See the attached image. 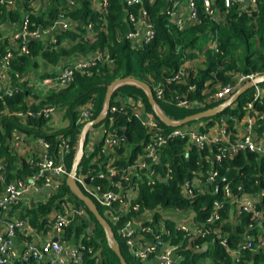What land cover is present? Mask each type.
Returning a JSON list of instances; mask_svg holds the SVG:
<instances>
[{
	"label": "trees",
	"instance_id": "trees-1",
	"mask_svg": "<svg viewBox=\"0 0 264 264\" xmlns=\"http://www.w3.org/2000/svg\"><path fill=\"white\" fill-rule=\"evenodd\" d=\"M32 0H16L20 6L24 7L23 16L26 17L29 29H45L51 25L58 14L62 13L71 21L75 22L76 28L83 25L79 31L83 30L88 23L94 32L93 39L78 37L68 48L58 45L65 36L75 40L76 34L71 31L58 33L55 43L39 42L36 40L26 43L27 52L22 54L13 51L11 59L8 61V74L15 80L12 95L0 97V157L3 160L4 181L24 180L35 169L24 159H17L9 150V139L13 132L22 133L24 136L41 138L49 144V152H55L57 148V137H67L68 151L63 154V163L69 171L74 157L79 131L82 125L76 124L77 107L86 101L91 100V119L101 111L104 103V95L107 85L116 79L123 77H133L145 82L151 89L154 101L159 111L170 121H178L181 118L213 107L221 101H203L205 89L213 92L216 86H224L232 82L236 74L258 75L264 73V0H256V9L251 13L236 11L235 6L223 8L222 0H214V6L224 14L221 20H216L211 16H205L200 7V1H196L198 8V20L195 25L179 28L170 23L164 12L165 0H154L148 3L128 5L124 0H107L106 12L101 14L92 7V0H45L46 6L43 10L34 11L28 7ZM15 5V4H14ZM14 5L7 6L0 4V22L5 18L19 21V14L13 10ZM145 11L146 17L153 29L152 38L134 48L126 35L132 29L129 15L137 16L139 10ZM126 15H125V14ZM214 38L217 51L205 47L209 39ZM6 41H0V56L5 53ZM188 49V52L185 50ZM190 50V52H189ZM192 50L199 52L203 56L201 64L197 67H190L186 70V75L182 81L168 83L166 79L175 73L182 65L184 58L194 55ZM106 54L110 61H97L82 71H74L71 80L67 85L58 91H37L32 92L34 98H39L40 102L27 106L25 98L31 92L26 86V81L18 82L16 77L25 76L29 69L37 68L43 64L41 77L54 76L57 73V65L64 58L72 55L87 56L94 53ZM42 61V62H41ZM63 65V64H62ZM60 65V67L62 66ZM46 67V68H45ZM160 83L163 88L160 98L155 97L153 86ZM188 85H193L192 90H188ZM264 82L258 83V86ZM253 87L241 93L235 102L224 108L220 112L197 120L189 121L184 125L194 127L198 125L200 131H204L206 126L213 120L220 117L226 118V130L231 126V116L240 117L244 110L243 106L252 98ZM131 96L139 99L145 109L151 112L147 103L143 89L133 83H124L113 89L110 97V105L114 103L111 98L115 95ZM185 96L192 102H201V106L192 104L180 106L176 104V97ZM117 104V103H114ZM46 106H50L57 111H63L66 124L57 130H43V124L47 119L40 116H25V122L20 123L13 111L24 113L29 110L35 113ZM6 108L7 112L2 110ZM252 108L264 113V93L258 101H252ZM152 113V112H151ZM153 114V113H152ZM108 118L111 119L110 129L118 138V145L114 146V164L118 167L131 163L140 152L141 143L147 135L146 129L135 119L130 117L126 111H107L102 121L92 124L97 127L106 124ZM90 119V120H91ZM159 125L165 132L170 131L171 126H167L160 121ZM264 123V121H257ZM264 127V124H262ZM232 139V138H231ZM86 139L84 140V144ZM185 139L174 138L167 141L159 156V164L155 169L163 168V164H168L169 178L165 182L155 181L151 185L139 184L136 203L139 210L143 209L156 211L154 217H159L160 210H176L193 213V220L201 229L214 231L217 226L223 232L231 229L229 223L225 221L228 217L227 211L229 199L222 196L221 177L228 181V186L233 197L241 193L250 196H258L256 209L264 211V157L255 151L238 150L231 157L224 156L220 160L210 162V155L217 153L216 145H205L198 149L192 144L184 149ZM83 144V145H84ZM95 151L98 150L95 147ZM207 157V158H206ZM100 160L102 158L100 157ZM15 162V164L13 163ZM97 168V164H88V158L82 154L78 161L76 172L84 169ZM215 170L216 177L208 182L205 172ZM197 172V173H195ZM197 179L201 186H205L204 191H197L192 187L191 196L184 197L180 193L181 185L188 181ZM102 185L105 183L102 182ZM69 195L70 201L80 206L86 218L74 219L69 225L63 228L61 240L72 245L77 240L85 247H91L93 255L84 253L83 264H119L115 254L106 244L103 231L83 205V203L73 195L63 179L58 191L48 197L44 202H34L24 211H21L19 218L23 219L30 228L37 230L46 227L50 220L46 215L52 208L57 209L61 202L59 198ZM96 209L102 215L101 207L90 197ZM213 201L221 204L219 209L220 222L210 225L204 223L209 215ZM12 206V210L16 207ZM171 211V212H172ZM177 213V215L179 214ZM238 225L230 231L227 237V245L236 248L240 241L241 234H252L260 227L264 229V217L252 219L250 213H241L236 216ZM104 218V217H103ZM110 238L118 246L120 253L126 264H140L132 258L121 240L115 232V226L106 222ZM166 226L174 231L171 238L174 242L182 243L179 252L183 256L181 264H199L200 260L207 259L209 264H243V258H250L251 252L240 251L238 257H232L214 238V234L209 232L204 238L194 237L191 247L187 244L190 237L183 238L177 233L172 222H166ZM90 233H84L86 228ZM244 234V235H245ZM82 236V237H81ZM212 240V242H210ZM30 242V241H27ZM256 241H254V244ZM193 245H197L200 250H193ZM255 264H264V256L261 252L253 255ZM12 264H38L32 259H16Z\"/></svg>",
	"mask_w": 264,
	"mask_h": 264
},
{
	"label": "built area",
	"instance_id": "built-area-1",
	"mask_svg": "<svg viewBox=\"0 0 264 264\" xmlns=\"http://www.w3.org/2000/svg\"><path fill=\"white\" fill-rule=\"evenodd\" d=\"M126 4L132 5L142 3L143 0H124ZM154 0H147L152 3ZM197 0H165L166 6L164 12L170 23L177 25L179 28L195 25L198 20ZM202 13L205 16H211L216 20H221L224 16L221 10H217L214 6V0H199ZM16 0H0V4L12 6ZM223 8L231 5L235 6L236 11L251 13L256 9V0H222ZM107 0H93L92 7L95 11L105 14ZM125 14V13H124ZM126 15V14H125ZM132 23L126 35L130 41V45L134 48L144 42L149 41L153 36V29L148 21L145 11L139 10L137 16L129 15ZM29 24L25 16L18 24L11 39L18 42V53H26V43L37 40L40 37H48V43H55V36L58 33L75 30V22L71 21L62 13L58 14L51 25L45 29L34 28L29 29ZM86 29L93 32L91 23H88ZM94 33V32H93ZM4 37L0 36V40ZM217 51L214 38L208 47ZM188 52V49L185 50ZM190 52V50H189ZM94 53L88 58L73 59L65 62L59 67L54 76H45L34 81L35 90L44 92L58 91L64 88L71 80L74 71H82L88 66L95 64L97 61H110L106 54ZM12 53L10 49H6L1 58V68H6L8 61L11 59ZM184 58L183 63L185 62ZM182 63V64H183ZM185 67H180L175 73L166 79L168 83L182 81L186 75ZM252 74H236L233 76L232 82L224 86H218L213 92L209 89L205 90L203 101L210 100L223 101L229 97L233 91L243 82L251 80ZM253 87L252 98L243 106L244 132L236 139H229V133L226 130V124L217 129V134L213 135L211 131H200L197 127L175 126L170 131L165 132L160 128L157 118L149 111L144 109L142 102L131 96L115 95L111 98L114 103L109 105L105 112H113L115 110L130 113V117L135 118L142 125L147 135L141 143L140 152L135 156L134 160L122 167L114 164L115 151L114 146L118 145V138L110 129L111 119L108 118L106 124H100L97 128L100 130V138L97 143L93 141L92 125L86 131L83 145V154L88 158V164H97V168H91L75 172L73 181L82 190V192L90 197L103 209V217L106 222L115 226L116 234L121 238L127 253L139 261L140 264H181L183 260L182 254L179 252L181 242L173 241L171 238L174 231H171L166 222L174 221V230L183 238H204L207 233L214 234V238L232 257H238L240 251H251L254 248L255 238L251 234H246L243 241L239 242L236 248H230L227 245V235L225 233H216L215 230L201 229L193 220V213L188 218V211L179 213L177 210H160L159 217L155 219L156 211L153 209L139 210L136 203L139 184L151 185L153 182H165L169 178L168 164L164 163L163 168L156 170L155 165L159 164V156L167 144V141L174 138L185 139L184 149L189 144L194 145L198 149L205 145H216L217 153L210 155V162L220 160L222 157H231L238 150L255 151L264 157V145L262 142L252 137V129L257 121H264V113L256 111L252 108V101L260 100L264 93V86L255 84ZM193 85H188V90H192ZM155 97L160 98L163 88L160 83L153 86ZM13 90L5 89L0 91V97L3 95H12ZM176 104L180 106L192 104V106H201V102H192L185 96H175ZM91 100L77 107L76 124L83 125L91 119ZM55 109L46 106L35 113L29 110L24 113L13 111L18 118L25 116H40L48 119ZM104 115V117H105ZM103 117V118H104ZM102 121V120H101ZM57 148L55 152H49V144L43 139H38L37 143L41 148V152L26 157V162L35 169L24 180L4 181L3 160L0 158V221L4 223V231L0 233V264H12L14 260L32 259L38 264H83L84 253L93 255L91 247H85L77 240L72 245L61 240L63 228L77 217L78 219L86 218L83 209L80 206L68 210L67 206H62L52 214L50 218L51 229L55 234V238L48 239L39 247L34 246L31 242L24 241L23 247L19 251L13 244V236L17 229H27V223L20 218L14 217L12 214V206L26 207L30 201V197L37 195L38 184L46 188L48 196L58 191L63 179L68 171L63 163V154L68 151L67 137H57ZM98 150L95 151V147ZM100 157L102 160H100ZM213 157V158H212ZM207 158V157H206ZM197 173V172H195ZM208 182L213 181L216 177V171L211 169L205 172ZM86 180V181H85ZM197 179H194V181ZM194 181L184 182L181 185L180 193L187 197L191 196L192 187L197 191H204L205 186H198ZM198 181V180H197ZM222 184V196L229 199V203L234 206L236 214L243 212L250 213L252 219L264 217V211L256 209L258 196H245L241 193L237 197L231 195L228 181L224 177L220 178ZM105 184L102 185L101 183ZM220 202L213 201L212 209L205 218L204 223L212 225L220 222L219 209ZM172 211V212H171ZM177 213H179L177 215ZM142 216V217H140ZM25 233V232H24ZM29 231L25 234H28ZM84 233L89 234L90 229L87 227ZM82 237V236H81ZM212 242V240H210ZM197 248V245H195Z\"/></svg>",
	"mask_w": 264,
	"mask_h": 264
},
{
	"label": "crops",
	"instance_id": "crops-1",
	"mask_svg": "<svg viewBox=\"0 0 264 264\" xmlns=\"http://www.w3.org/2000/svg\"><path fill=\"white\" fill-rule=\"evenodd\" d=\"M14 6L15 7L13 10H15L19 14V18H22L23 14L25 12L24 7H22V5L20 6V4H18V2H16ZM45 6H46L45 0H32L30 3H28V7H30L34 11L43 10ZM18 22L19 21L8 19V18H5L2 22H0V36L4 37L0 41H6L7 45L4 48L5 50L7 48L11 49L13 51L18 50V42L11 39V34L14 33L15 29L17 28ZM80 29H83V25L82 26L79 25L78 28H76V24H75V30L71 31L72 33L76 34L75 40H72L71 38L65 36L58 43V45L61 47H64V48H68L70 46V44H72L73 41L78 40V37H85V38H88L89 40L93 39L94 33L89 32L86 29V26L83 30L84 31L83 34H81V32L79 31ZM67 32H69V31H67ZM64 33H66V32H64ZM36 41H39L40 43L46 42V41L48 42V37L43 36V37L38 38ZM211 41H212V39H209L206 42L205 47H207V48L210 47ZM192 52L194 53V55H192L191 57L187 56L185 62L181 65V67H185L186 70L189 69L190 67L195 68V67L199 66L203 60V56L201 54H199V52H197L195 50H192ZM90 56H91V54L87 55V56H81V55L76 54V55L70 56V58H68V57L64 58L61 60L64 62L61 63V61H60V63L57 65V70L59 69L60 65L64 64L68 60L70 61L73 59H84V58H88ZM1 58H2V56H0V64H1ZM43 64L39 65L37 68L29 69L25 76L23 75V76H20L18 78L16 77V81H18V82L26 81L27 88L31 90V92L28 93V95L25 98V102H26L27 106L32 105V104H37L38 102H40L39 98H34L32 96V92L39 91V90H35L34 81H37L39 78H41V74H42V71L44 69ZM196 64H198V65H196ZM6 70H7L6 68L0 67V91H4L5 89H11L14 91L13 85L15 83V80H14L15 78L13 79L8 74V72H6ZM216 87H218V86H216ZM205 90H207V89H205ZM144 109H145V107H144ZM2 112L6 113L7 109L4 108L2 110ZM63 115H64L63 111L55 110L54 113L51 114L50 117L47 119V121L43 124L42 129L43 130L60 129L61 127H63L66 124V121H67V119L64 118ZM17 119L20 121V123L25 122V118H17ZM230 119H231V126H230L229 131H227V132L229 133L228 138L231 140V138L236 139V138H239L243 134V132H244V119H243V114L240 117L231 116ZM225 120H226V118L220 117L218 120L211 121L212 123H210L206 126V130L211 131L213 133V135H216L217 129H219V127L222 125V122L225 123ZM262 124H264V123L257 122L255 124V126L252 129V137L254 139L258 140L259 142H262L264 145V127H262ZM194 127H198V125L197 126L194 125ZM93 128L94 129H92V131H91L93 134V141L95 143H97L99 141V138H100V130L97 127H93ZM38 139L39 138H35L32 136L26 137L22 133L13 132L12 135L10 136V139H9V150H10L11 154L14 157H16L17 159L22 158L26 161V157L41 152V148L39 147V145L37 143ZM13 163L15 164V162H13ZM194 182L196 183V185L201 186L197 180H195ZM1 188H2V186L0 185V189ZM50 196H48L46 188H44L41 185V183H39L38 189H37V195H33L32 197H30V201L28 202L26 207L16 206L12 210V214L14 215V217L19 218L20 212L24 211L29 206H32L35 201L36 202H44ZM245 196H250V195L245 194ZM68 198H70V197H69V195L67 196V194L64 195L62 198H59V200L61 202H58V203L56 202V205L59 204V207L57 209L52 208L51 211L48 213V215H46V218L48 220H50L52 214L55 213V211H57L59 208L64 210L62 208V206H64V205L67 206L68 210H71V209L73 210L74 207H76V205L72 204V202ZM31 203H32V205H31ZM191 214H192L191 212H188V218L191 216ZM227 214H228V217L225 221H227L229 223V226L231 227V229H227V230L222 232L220 230V226H217L214 230L216 233H218V232L219 233H225L227 236H229L230 231L232 229H234L236 225H238L239 220L236 217L237 214L235 212L234 206L231 204H229V206H228ZM140 217H142V216H140ZM171 222L173 223L174 221L172 220ZM46 224H48V225L46 227H44L45 230L43 228L34 230V229L30 228L28 226V224L26 226L27 229H25V228H23L22 230L17 229L14 233V236H13V244H14L15 248L17 249V251H19L21 249V247H23L24 241H30L31 244L39 247L42 243H44L48 239L55 238V234L51 229V223L46 222ZM3 231H4V223L2 221H0V233H3ZM28 231H29V233L25 234ZM244 234H241L240 241L244 240L245 235H246V234L245 235ZM251 235L255 238L256 243L254 244L253 250L250 251L251 257L248 259L247 258L242 259L243 264H255L254 259H253V255H255L256 252H258V251L261 252L264 256V229L262 227H260L258 231H255L254 233L252 232ZM192 240L193 239H189L187 247L188 246L191 247L190 244H191ZM203 247H204V245H202V248H200V249H203ZM200 249L195 248V245H193V250L196 251V250H200ZM199 264H209V260L204 258V259L200 260Z\"/></svg>",
	"mask_w": 264,
	"mask_h": 264
},
{
	"label": "water",
	"instance_id": "water-1",
	"mask_svg": "<svg viewBox=\"0 0 264 264\" xmlns=\"http://www.w3.org/2000/svg\"><path fill=\"white\" fill-rule=\"evenodd\" d=\"M62 62H64V61H61V63ZM260 82H264V73L255 75L251 80L249 79V80L243 82L239 87H237L234 90V92L229 97H227L225 100L221 101L217 105L210 107V108H207L205 110L187 115L178 121L168 120L159 111V109H158V107L154 101L151 89L145 82L140 81L138 79H135L133 77H123V78L116 79L115 81H113L109 85H107L106 90H105V95H104V103H103L101 111L96 115V117H94L90 121L83 124L80 128L76 151H75L74 157L72 159L68 174L65 176L64 181H65L66 186L70 190V192L73 195H75L83 203V205L88 209V211L93 215V217L99 223V225L103 231L106 244L108 245L110 250L117 257L119 264H126V262L124 261L118 246L110 238V235L108 232V227H107L105 219L102 217V215H100V213L96 209L93 202L89 199V197L87 195H85L82 192V190L73 181V175L76 172L78 161L81 159L82 154H83V144H84V137H85L86 131L90 125L97 123L103 119L105 112L108 108L111 93H112L113 89H115L117 86L124 84V83H133V84L137 85L138 87L143 89V91L145 92L147 103L151 109V112L157 118V120L160 121L161 123L167 125V126L175 127V126H179V125H184L189 121L197 120L199 118H203V117L212 115L214 113L220 112L221 110H223L224 108L230 106L233 102H235L236 99L238 98V96L241 93H243L246 89H248V88L252 87L253 85L258 84ZM31 205H32V203H31Z\"/></svg>",
	"mask_w": 264,
	"mask_h": 264
},
{
	"label": "rangeland",
	"instance_id": "rangeland-1",
	"mask_svg": "<svg viewBox=\"0 0 264 264\" xmlns=\"http://www.w3.org/2000/svg\"><path fill=\"white\" fill-rule=\"evenodd\" d=\"M196 65H198V64H196ZM234 92V91H233ZM73 204V203H72ZM102 214H103V209H102Z\"/></svg>",
	"mask_w": 264,
	"mask_h": 264
}]
</instances>
